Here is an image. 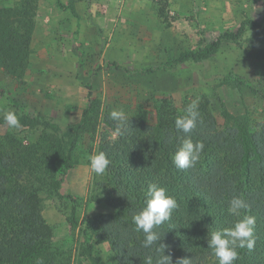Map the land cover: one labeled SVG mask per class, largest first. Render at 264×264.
Returning <instances> with one entry per match:
<instances>
[{
    "label": "rangeland",
    "instance_id": "1",
    "mask_svg": "<svg viewBox=\"0 0 264 264\" xmlns=\"http://www.w3.org/2000/svg\"><path fill=\"white\" fill-rule=\"evenodd\" d=\"M16 2L0 0V6ZM159 11L155 0H37L25 73L14 78L0 68V116L8 110L41 116L66 131L81 120L92 91L102 108L123 110L125 115L140 109L151 113L155 101L164 97L184 108L196 102V129L202 132L221 124L226 111L253 126L263 122L264 59L252 54L264 49V29L259 42L251 41L256 31L247 26L238 41H224L211 58L185 62L174 70L148 71L183 53L199 52L245 20L260 21L264 0H169L165 17ZM44 129L17 130L28 145ZM117 140L100 122L98 132L80 142L60 194H41V212L53 230L51 251L68 264H91L86 221L110 209L103 202L109 192L105 173L95 174L88 157ZM93 242L103 264H117L109 243ZM201 264L218 260L213 255Z\"/></svg>",
    "mask_w": 264,
    "mask_h": 264
},
{
    "label": "trees",
    "instance_id": "2",
    "mask_svg": "<svg viewBox=\"0 0 264 264\" xmlns=\"http://www.w3.org/2000/svg\"><path fill=\"white\" fill-rule=\"evenodd\" d=\"M160 15L169 0H155ZM37 0H17L13 6H0V68L17 78L25 73L35 30ZM74 12V9L72 8ZM251 26L256 31L252 42L260 41L264 16L260 21L245 20L235 31H228L199 52L183 53L159 65L177 69L180 64L200 62L213 57L224 41H238ZM254 58L264 59V49L255 50ZM88 105L81 120L66 128L43 122V117L18 114L21 127L44 130L35 141L24 143L18 128H9L0 116V264H68L51 251L52 227L41 212L42 193L59 195L69 170L75 165L76 152L86 135L98 132L103 122L118 136L113 145H102L110 160L105 172L109 192L103 199L110 212L86 221L84 235L91 264H103L95 242L109 243L117 264H144L146 257L156 259V246L144 248V235L135 231L132 216L143 206L149 184L164 187L174 197L177 208L171 219L158 229L165 255L189 258L201 264L214 255L207 245L208 232L230 227L235 221L228 211V201L242 196L250 207L243 215L255 217L254 249H237L234 264H264V121L253 126L250 120L222 113V123L213 130L192 131L193 142H203L204 149L193 168L181 170L173 155L183 133L175 129V119L184 107L170 97L152 106V112L140 109L126 113L127 123L117 132L110 118L111 107L88 93ZM103 109V112H102ZM152 116V117H150ZM28 180H25L27 179ZM74 203L77 201L68 195ZM73 210L72 225L78 226Z\"/></svg>",
    "mask_w": 264,
    "mask_h": 264
},
{
    "label": "clouds",
    "instance_id": "3",
    "mask_svg": "<svg viewBox=\"0 0 264 264\" xmlns=\"http://www.w3.org/2000/svg\"><path fill=\"white\" fill-rule=\"evenodd\" d=\"M4 121L9 128L21 127L20 120L15 111L8 110L4 113ZM110 118L117 123V132H121L127 123L123 110H112ZM199 118L198 105L196 102L189 104L184 109V114L175 119V129L183 133L179 138L178 147L173 155L174 165L181 170L193 168L199 161L204 149L203 142H193L192 131L197 127ZM110 160L104 152H98L88 157V167L97 175H103ZM250 207L249 203L242 196H233L228 201V213L235 217L230 227L208 232L207 245L218 260V264H234L239 258L237 249H254L256 239L254 236L255 217L241 215ZM177 208L174 197L167 194L164 187L155 183L149 184L145 193L144 206L132 216V223L135 231L142 232L144 239L142 246L152 248L156 246V259L152 256L145 259L144 264H173L171 255H165L166 246L161 243V236L158 229L164 222L171 219L173 211ZM37 264H43L38 260ZM175 264H192L191 259H177Z\"/></svg>",
    "mask_w": 264,
    "mask_h": 264
}]
</instances>
